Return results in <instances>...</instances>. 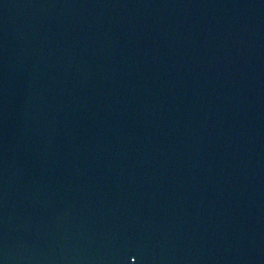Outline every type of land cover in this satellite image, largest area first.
Listing matches in <instances>:
<instances>
[{
	"label": "water",
	"instance_id": "1",
	"mask_svg": "<svg viewBox=\"0 0 264 264\" xmlns=\"http://www.w3.org/2000/svg\"><path fill=\"white\" fill-rule=\"evenodd\" d=\"M0 264H264V0H0Z\"/></svg>",
	"mask_w": 264,
	"mask_h": 264
}]
</instances>
